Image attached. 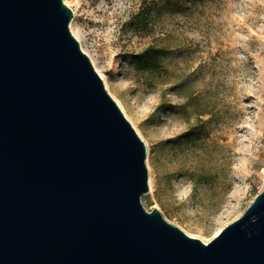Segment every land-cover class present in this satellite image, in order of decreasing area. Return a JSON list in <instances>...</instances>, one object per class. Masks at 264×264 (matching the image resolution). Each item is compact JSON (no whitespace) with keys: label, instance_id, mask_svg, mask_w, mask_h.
<instances>
[{"label":"water","instance_id":"1","mask_svg":"<svg viewBox=\"0 0 264 264\" xmlns=\"http://www.w3.org/2000/svg\"><path fill=\"white\" fill-rule=\"evenodd\" d=\"M64 0H0V264H264V189L208 243L147 212V147Z\"/></svg>","mask_w":264,"mask_h":264},{"label":"rangeland","instance_id":"2","mask_svg":"<svg viewBox=\"0 0 264 264\" xmlns=\"http://www.w3.org/2000/svg\"><path fill=\"white\" fill-rule=\"evenodd\" d=\"M64 2L81 50L147 147L144 209L210 242L264 189V0ZM143 3L155 7L148 32L132 24ZM149 47L166 50L162 70L137 72Z\"/></svg>","mask_w":264,"mask_h":264},{"label":"trees","instance_id":"3","mask_svg":"<svg viewBox=\"0 0 264 264\" xmlns=\"http://www.w3.org/2000/svg\"><path fill=\"white\" fill-rule=\"evenodd\" d=\"M154 10V5L143 3V5L139 8L138 13L132 18L134 28L148 32L151 28V16ZM165 55L166 50L149 47L144 51V53L136 58L134 62L135 70L140 73L160 72L162 70V58ZM205 179H202V182L205 183Z\"/></svg>","mask_w":264,"mask_h":264},{"label":"bare ground","instance_id":"4","mask_svg":"<svg viewBox=\"0 0 264 264\" xmlns=\"http://www.w3.org/2000/svg\"><path fill=\"white\" fill-rule=\"evenodd\" d=\"M76 38L78 39V37H77V36H76ZM219 232H220V231H219ZM219 232H218V233H219ZM218 233H217V234H218Z\"/></svg>","mask_w":264,"mask_h":264}]
</instances>
